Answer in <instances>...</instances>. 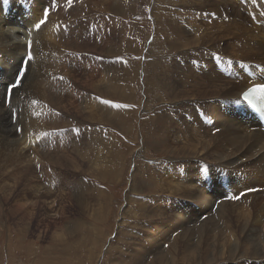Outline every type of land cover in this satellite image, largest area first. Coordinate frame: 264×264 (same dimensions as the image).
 Wrapping results in <instances>:
<instances>
[{
  "label": "bare ground",
  "instance_id": "bare-ground-1",
  "mask_svg": "<svg viewBox=\"0 0 264 264\" xmlns=\"http://www.w3.org/2000/svg\"><path fill=\"white\" fill-rule=\"evenodd\" d=\"M56 1L61 2L62 6L57 12L59 17L64 20L63 23L67 21L61 31L56 30L54 23L40 31L34 29L33 23H26L16 29L14 26L22 20L36 19L35 8L31 11L25 6L24 0H0V53H3L0 55V80L6 82L12 72L11 69L3 68L2 60L8 53L14 57L8 66L15 68L22 56L26 59V53L22 50H27L28 41H32V46L39 52L32 49L34 59L30 63L33 65V74L28 77V84H23L22 91L25 93L21 96L18 92L13 104V108L20 110L25 117L17 124V127L23 129L22 132L11 128L7 110L0 108V159L10 160L16 166L24 163L43 165L45 162L54 165L58 159L55 158L57 150L65 147L72 137L76 139L77 131L72 121L64 119L70 115L69 109L62 103L65 98L72 97L73 105L76 106L74 108L82 105L81 98L72 92L70 85L88 67L95 69L92 78H99L96 97L110 100L114 104L131 106L116 109L96 99L93 109L97 136L104 132L106 138L101 139L109 144L113 134H107L105 126L115 128L118 125L127 135H132V131L136 130L133 120L138 114L132 104L135 100L134 82L137 75L131 76L128 73L124 58H117L120 53L115 58L119 68L111 69L113 58L108 48V45L113 49L117 45L116 38H110L113 29H110L108 20L123 9H128L129 1L107 0L100 3V0H90L92 6L95 4L103 10L105 17L96 15L93 22L88 20V23L84 20L80 22L78 13L83 8L79 7L78 2L68 7L67 0ZM170 1L163 0V8L155 12L158 17L162 14L164 18H157L149 48H152V52L156 49L166 50L170 56L190 48L201 51L199 48L202 43L217 35V31L209 32L208 27V23L213 25L217 20L213 15L208 21V18L201 20L193 11L186 13L171 8ZM204 1L224 8L238 6L235 11L238 16L234 12L233 19H230L227 12L217 15L221 19L228 18L224 29L232 34L234 28L241 34L240 40L229 36L226 46H219L215 51L202 53L189 61V64L193 62L192 67L191 64H184L183 59L179 63L174 60V66L160 64V72L148 75L152 86L147 87L146 96H152L155 101H163L166 96H171L177 103L175 107L150 116L152 111L149 110L148 102L151 100L146 97L145 108L148 111L144 110V113L149 134L143 147L163 154L166 158L160 162H148L143 175L134 179V183L145 194L141 198L129 199L128 212L135 218L131 223L135 226L134 232L131 228L129 230L134 239V248L127 251L130 259L114 260L120 264H264V223L258 231L260 235L254 239L255 243L253 239L237 241L225 231V217L235 216L247 220L256 211L264 209L263 203L257 201L261 194L252 195V202L247 195L241 197L240 201L226 199V196L242 195L243 191L247 192L246 189L251 187L264 188V130L241 98L245 89L264 82V0ZM73 13L77 18H72ZM53 15L50 17L53 18ZM247 23L254 24L253 33ZM220 24L224 26L223 20H220ZM51 36L56 38L54 43L46 40ZM228 40L234 41L229 43ZM217 42L220 45L223 43ZM252 42L255 45L250 46ZM236 44L242 45L241 52L235 47L238 46ZM86 49L95 52L96 58L92 56L88 59ZM53 54L66 62L62 73H67L56 72L55 75L63 77L56 84H41L45 77L53 79L52 74L48 75L54 67L51 61ZM217 56L220 58L216 59ZM62 59H57V62ZM238 63L241 66L234 67ZM197 69H216L218 73L201 75ZM89 78L91 76L86 79ZM226 78L234 82L227 84ZM195 92L200 95L196 97L197 103H188ZM219 100L224 102H217ZM198 104L203 105L202 111L205 112L198 115L199 121L197 114L194 118L190 114ZM67 122H70L68 127L65 124ZM217 128L219 131H216ZM51 131L60 134L58 143L50 141ZM97 141L99 144V137ZM120 144V141L112 142V148H118ZM202 165L208 166V180L203 179L200 171ZM133 201L139 203L135 213ZM22 206L15 205V209ZM141 211H144L142 217L143 220L147 219L146 223L139 221ZM102 213L101 208L96 220L102 217ZM210 233L214 234V239L210 238ZM69 249L70 246L65 247L64 255L69 253Z\"/></svg>",
  "mask_w": 264,
  "mask_h": 264
},
{
  "label": "rangeland",
  "instance_id": "rangeland-1",
  "mask_svg": "<svg viewBox=\"0 0 264 264\" xmlns=\"http://www.w3.org/2000/svg\"><path fill=\"white\" fill-rule=\"evenodd\" d=\"M27 1L30 2H28V7L31 11L33 7L35 8L36 15L39 14L42 2L44 6H48L51 2L48 0H38V2L37 0ZM103 1L107 2V0H100L99 2L103 3ZM128 1V9H123L121 13H116L113 19L109 18L108 20L111 24L110 29H113V34L110 38L114 36L117 42L114 49L110 48V45H108V48L113 58L110 64L111 69L119 68L116 65L118 63L115 58L120 53V56L117 58H124L128 73L131 76L137 75L134 82L136 88L135 100L132 104L138 114L136 119L133 120L134 129L136 130L132 131V135H127L120 130L118 125L115 128L105 126L107 134H113L111 136L113 140L109 144L101 139L106 138L104 132H100L97 136L93 106L95 107L96 104V90L99 78H92L95 75V69L90 67L85 68L86 70L83 74L81 73L79 76H76L77 80L71 83L70 89L81 98L82 105L74 108L76 106L73 105L72 97L65 98V102L62 104L67 106L70 114L66 118L64 117V119L71 120L75 130L78 131L76 139L72 137L65 147L57 150L55 158L58 157L59 160L57 159L54 165L53 163L47 164L45 162L43 165L39 164V167H37L33 163H24L23 165L16 166L10 160L4 161L0 159V200L2 204V207H0V264H120L114 260L122 258L130 259L127 251L134 248V239L129 234V230L132 229V232H134L135 226H132L131 223H133L135 218L128 212L129 199L141 198L145 194L143 189L137 183H134V179H138L143 175V170L146 168L148 162H160L166 158L163 154L156 153L153 150H145L143 147L149 134V130H147L149 125L145 122L147 117L144 113V110H147L145 102L146 97H148L145 95V92L148 91V86H152L150 83L152 80L148 75L153 76L154 72H160V64L174 66V60L179 63L183 59L184 64H191L192 67L193 62L189 64V61L201 56L202 53L206 54L209 51H215L219 46H226V40L229 36H232V39L239 38L238 40H240L241 34L234 28L232 34L231 31L224 29L228 18L223 17L221 19L219 16V13L227 12L230 19H233L234 16L232 15L238 10L237 5L224 8L211 2L205 3L204 0H197L196 2L194 0H171L169 3L171 4L169 5L171 8L175 7L177 10L186 13L193 11L198 14L197 18L201 20L208 18L206 20L208 21L210 16L213 15L217 21L213 25L208 23V27L209 32L217 31V35L213 39L202 43L199 48L201 51L190 48L172 56L167 55V51H162V49H156L152 52V48H149V46L151 45V38L155 33V22L157 18H164V15L159 14L160 16L158 17L155 12L163 8V0ZM56 2L61 9V2ZM77 2L79 3V7L83 8L80 11L83 15L80 12L78 13L80 22L81 20L87 23L88 20L89 22H93V18L96 15H100L99 17L101 18L105 17L103 10H100L95 4L92 6L90 0H74V3ZM59 7L53 10L54 12H51L50 16L55 13L54 17H49L48 24L43 28L48 29L50 23L56 24L55 28L57 31H61L63 30L62 28L66 27L67 21L63 23L64 20H61L60 14L57 13L60 10ZM106 10L110 13L108 9ZM205 11H212V13H205ZM200 12H202L201 15H199ZM237 16L238 14L236 13ZM73 17L77 18L74 13ZM220 20H223V27L220 26ZM33 22L34 20L24 19L14 27L18 29L26 23ZM247 24L251 33H253L254 24ZM254 34L258 36L256 32ZM46 40L54 43L56 38L55 36H51V38L49 37ZM217 41H222L223 43L220 45ZM228 41L231 43L230 41L233 42L234 40ZM236 45L238 46L235 47L241 52L242 45ZM252 45H255L254 42L250 46ZM23 49L22 51L26 53L27 50ZM32 49L38 52V50L34 49V46H32ZM86 53L88 59H91L92 56L96 58L95 52L94 54L86 49ZM57 59H62V57L59 58L56 54L51 56L54 67L49 71L48 75L52 74L53 79L45 77L41 84L52 85V82L56 84L60 77L55 75V73H67H62L63 65L66 62L63 59L61 62H57ZM2 61L3 68L14 70V66H8L9 63L14 61V57H11L9 53ZM30 66L33 69L31 63ZM240 66L241 63L234 65L236 68ZM131 69L135 73H131ZM196 71L200 72L199 74L201 75H211L212 72L218 73L216 69L207 71L197 69ZM174 72L176 73V70ZM32 74L33 72L28 77L32 76ZM89 76L91 78L86 79ZM226 79L227 84L234 82L231 78ZM37 81L39 82V80ZM28 82L27 78V81L23 84L26 85ZM24 93L22 89L19 91L21 96ZM15 95L18 96V93ZM199 96L198 92H195L191 95V100L188 103L196 104V97ZM148 98L151 100V102H148L150 104L149 110L153 114H150V116H155L159 111L162 112L175 107L177 103L171 96H166L163 101H155L152 96ZM217 102L224 101L219 100ZM202 108L203 105L198 104L194 107L193 112L190 113L193 118L197 114L198 121V115L201 116V113H205L202 111ZM16 112L18 124L25 117L20 110H16ZM147 116H149V113ZM65 124L68 127L70 122ZM58 131L61 133L60 130ZM57 134L56 131H51L50 141L58 143L60 134ZM97 137H99L100 145L98 144ZM118 141L121 144L118 148L113 149L112 142ZM247 183L251 184V182ZM243 192L244 194L241 197L247 195L250 202L254 200L252 195L261 194L257 201L259 204L263 203L264 205V188ZM240 199L237 201H240ZM134 204L136 202L133 201L132 206L135 213V209L138 208L139 203ZM15 205L23 206L15 209ZM101 208L104 214L102 213V217L97 219L98 222L96 217ZM140 213L142 214L139 215L138 218L140 220H138L146 223L147 219L143 220L142 217L144 211ZM225 218V231L231 238L237 241L253 239L252 242L255 243V237L260 235L258 231L263 228L264 209L256 211L247 220L235 216H227ZM213 235V233H210V238L214 239ZM123 238L124 240H122ZM121 240L125 242H121ZM66 246H70V249L69 253H65L66 255H64Z\"/></svg>",
  "mask_w": 264,
  "mask_h": 264
},
{
  "label": "snow or ice",
  "instance_id": "snow-or-ice-1",
  "mask_svg": "<svg viewBox=\"0 0 264 264\" xmlns=\"http://www.w3.org/2000/svg\"><path fill=\"white\" fill-rule=\"evenodd\" d=\"M25 6L28 7L27 0H24ZM74 0H67V6L72 7ZM59 4L56 0H51L48 6H44V3H41L39 14L37 15L36 19L33 22V27L35 30L40 31L44 26H46L49 22L50 14L53 10L58 9ZM32 41H28L27 43V52H26V59L24 56L17 62L14 70L9 74V77L6 82L0 80V108H5L8 113V120L11 123V127L17 131L22 132L23 129L17 127L18 116L16 110L13 108V104L15 101V94L18 93L22 87L23 83L27 81L28 75L31 73L32 69L30 66V62L34 59L33 51H32ZM220 57L217 56L216 59ZM231 63V61H229ZM63 79V77H60ZM259 97L262 101H264V82L255 83L253 84L247 91L243 93V99L247 101L249 104H252L255 107L254 100L256 97ZM101 103L105 105H109L116 109L120 108H129L130 105H121V104H114L110 100L101 99L100 97H96ZM33 103H37L33 101ZM239 103V101H237ZM203 115V113H201ZM78 131V130H77ZM216 131H219L217 128ZM39 167V164H37ZM203 179L208 180L210 177L208 176V166L202 165L200 169ZM222 171V170H221ZM221 179H224L222 177ZM255 188H249L247 191H256ZM246 194V193H245ZM241 198V194H235L231 196H226V199L229 200H239Z\"/></svg>",
  "mask_w": 264,
  "mask_h": 264
}]
</instances>
